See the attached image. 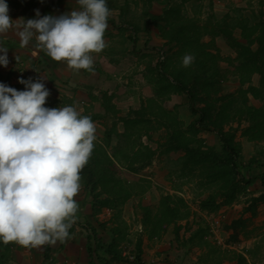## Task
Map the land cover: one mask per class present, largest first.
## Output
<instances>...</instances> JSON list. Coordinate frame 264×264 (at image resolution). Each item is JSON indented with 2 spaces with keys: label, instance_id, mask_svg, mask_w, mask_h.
Listing matches in <instances>:
<instances>
[{
  "label": "trees",
  "instance_id": "trees-1",
  "mask_svg": "<svg viewBox=\"0 0 264 264\" xmlns=\"http://www.w3.org/2000/svg\"><path fill=\"white\" fill-rule=\"evenodd\" d=\"M191 0H183V4ZM233 17L228 14L223 20L213 25L209 21L201 24L198 18H190L183 14V5L171 6L166 11L161 21H165V27H159L163 38L173 45V55L163 64H159L157 75L160 91H156L158 97H166L171 93H185L191 103V112L199 115L186 132L174 128V114L162 108L160 111L164 123H159V128H167L171 136L168 138L167 152L184 151L185 156L178 161L176 170L172 174L179 172V177L200 178L199 188L209 193L208 197L201 201L200 208L207 213H217L222 207L232 205L240 194L246 189L242 183L247 185L250 181H245L244 171L251 172L254 162L247 166L243 165L241 149L235 141V136L225 131V126L234 121L236 115L248 114L250 127L246 131V136L253 141H264V106L261 109L246 108L242 112L231 115L227 112V106L214 114L215 103L221 101L219 97L213 98L214 85L220 77L218 68V57L211 50L216 49V38H225L237 53L233 63L236 65V74L240 85H249L248 90L256 99L264 101V15L258 17L244 16L242 11L235 9ZM157 24V23H156ZM162 28V29H160ZM236 31H240V38L236 36ZM204 36H211L213 40L208 45L202 44ZM185 54L194 56V61L189 67L182 65V58ZM181 64L180 67L174 64V59ZM260 75L259 87L252 86V75ZM175 81L173 82L172 81ZM194 81V89L189 88V84ZM176 83V84H175ZM199 86V91L197 90ZM199 92V93H198ZM247 94V91H244ZM199 94L205 95L204 107L198 108L197 103ZM201 101V100H200ZM150 104L156 102L148 101ZM227 107V108H226ZM148 107L142 110L132 111L127 118L120 119L124 123L125 132L118 133L117 126L106 131L103 143H95L94 149L88 164L81 171V184H84L89 192H98L106 195L107 199L97 203L101 208H109L114 211L120 210L124 204L134 196L143 195L150 187L146 179H141L137 183L129 182L120 177L115 168L116 165L133 174H138L142 168L150 165L157 151L143 143V137L152 138L148 132L151 130L154 121L151 117L147 118ZM152 116V114H149ZM156 129V130H157ZM201 131L215 132L219 136L222 147L218 151L211 147H204L201 140H197V134ZM116 137V144L112 140ZM254 178V176H252ZM264 186V174L257 177ZM99 196V195H98ZM264 202V195L255 198L253 206ZM143 226L149 238L160 237L165 229L190 218V212L186 202L179 197L164 196L156 210L144 207ZM241 221H235L231 228L238 230ZM111 230L112 241L106 247L96 244L92 250V256L96 264H112V262H124L120 245L126 239L124 224ZM126 230V229H125ZM182 227L176 228L180 233ZM95 237L94 231H91ZM207 227L201 225L191 234L187 243L199 245L206 249L205 256L200 260L213 264V261L221 263L226 259V253L221 252L220 247L215 242L208 241L209 236ZM1 242V241H0ZM2 243V242H1ZM141 242L137 245V251L141 252ZM3 246V245H2ZM5 253L0 256V264H9V247L3 246ZM104 251L110 256V260L102 258L99 252ZM48 255V250H47ZM130 261L129 259H127ZM138 255L136 263L140 262ZM131 262V261H130ZM239 264L244 262L242 258Z\"/></svg>",
  "mask_w": 264,
  "mask_h": 264
},
{
  "label": "clouds",
  "instance_id": "clouds-1",
  "mask_svg": "<svg viewBox=\"0 0 264 264\" xmlns=\"http://www.w3.org/2000/svg\"><path fill=\"white\" fill-rule=\"evenodd\" d=\"M79 10L36 19L13 20L0 0V34L13 28L24 48L36 47L69 69L92 71L93 54L106 48L111 12L106 0H77ZM0 47V65L9 64ZM18 61V57H15ZM194 56L185 54L189 67ZM43 79H20L25 90L0 83V241L37 248L69 238L76 223L81 171L88 164L96 127L75 106L48 108Z\"/></svg>",
  "mask_w": 264,
  "mask_h": 264
},
{
  "label": "rangeland",
  "instance_id": "rangeland-1",
  "mask_svg": "<svg viewBox=\"0 0 264 264\" xmlns=\"http://www.w3.org/2000/svg\"><path fill=\"white\" fill-rule=\"evenodd\" d=\"M106 2L108 3V8H113L115 11L113 15H111L115 22L119 24L125 23L129 26L140 25L141 28L145 27L146 30H153L151 34H149V32L147 35L142 34L143 38L141 40H147L148 37L152 35V39L154 40L153 47L155 48L152 47V49H149L148 53L144 55L153 58V62L154 60L156 61L155 64L152 62L151 66H155V69L157 70L160 67L159 64H163L166 60L168 61L174 53L172 50L173 45L169 44L168 40L163 38L158 29L159 27H165V25H167L165 21H161L160 19L165 16L166 11L169 10L171 6L183 5L182 13L190 18H199L201 24L213 19L211 22L215 25L223 20L228 14L233 17L235 9L242 11L244 16L252 18L254 16L258 17L261 13L264 15V0H191L184 4L183 0H106ZM240 35V31H236V36L240 38ZM212 40L213 37L204 36L201 42L202 44L208 45ZM216 40L217 48L211 51L216 57H218L217 63L220 77L214 85V90L218 91V93L213 94L212 96L213 98L219 97L222 100L215 103L216 107L214 114H217L218 110L223 108V104L228 107H226L228 110L227 112L232 116L237 114L239 110L242 112L248 107L253 109L263 108L264 101L256 99L254 95L251 94L248 90L249 85L247 84L244 87L240 85L239 78L236 74V65L233 63L234 59L237 57L236 51L225 38L217 37ZM179 60L180 59L177 58L174 59V64L177 65L175 67H180L181 64H178L179 62L177 63ZM156 74H153L148 80L149 83H151V80L156 81V90L160 91L158 84L159 77ZM252 80V86L259 87L260 75H252ZM194 83L195 82L192 81L189 84V88L194 89ZM197 90H200L199 86ZM244 91H247L248 93L245 94ZM155 92L154 96L152 95V97L143 100L142 107L138 110L148 107L147 118L151 117L154 121L152 128H150L151 130L148 132L152 138L149 140L147 136H144L143 143L150 146L153 151H157V155L154 157L151 164L142 168L138 174L128 172L118 165L115 166L120 177L133 183H137L141 179H146L150 187L143 195L132 197L120 210L114 211L109 208H101V205L97 204L100 201L107 199L106 195H101L99 193L100 191L96 193L89 192V189H87L84 184H81L82 187L79 194L76 196V199H80L84 204L88 205L86 213L90 219L85 220L89 221L90 224L88 225H95L97 229L101 230L103 228L107 232H111L112 229L118 227L117 225L121 224L122 226L124 224L126 239L123 244L120 245V250L127 255V259L130 256L137 259V244L140 242L139 240L142 236L146 238L148 237V233L143 226V208L150 207L156 210L162 197L168 195L179 197L186 202L190 212V218L181 221L177 226L182 227V230L185 229L188 234L194 233L201 225L207 227L210 235L206 239L215 242L216 245L220 247L221 252L223 251L226 253V259L229 260L230 258H233V262L234 260L238 262L239 257L237 255L243 257L242 254H238V250L244 251L248 249L250 245L247 243L249 242L247 239H252L251 236L254 234H262L257 228L260 230H262L261 228H264L256 226L255 221L250 218L251 213L256 215L253 213L254 209L257 207V205H252L254 199L264 195V186L262 182L257 179L260 174H264V141H253L246 136V131L250 127V122L247 117L248 114L243 116L236 115L237 118L229 125L225 126V131L235 136V141L241 149L242 164L247 166L250 162H254V165L252 166L250 173L248 171L243 172L245 181H250V184L247 185L242 183L246 189L239 195L238 199L232 205L222 207L217 213H207L203 211L200 206L201 201L208 197L211 190L205 192L203 189L199 188L200 178L194 176L179 177V172H175V174L171 173L176 170L173 166H179L178 161L185 156V152H167L168 148L166 145L171 134L167 128L163 127L157 129L159 128V123L165 122L164 120H159L161 114L157 107L159 108L161 106L162 108L171 111L175 117V124L173 127L186 132V136H189L188 129L199 119V115H194L191 112V103L187 94L171 93L166 97H158V92ZM206 98L205 95L199 94V102L197 103L198 108L205 106L204 101ZM149 100H153V102L157 101V104L154 103L149 105ZM138 110L126 111L122 115L119 113L114 115L112 113L111 117H105L107 119H102L103 121L100 124L104 126V130L102 129V131H105L104 136L94 142L99 144L103 143L106 131L114 128V126H117L116 130L118 133H124V123L120 119L127 118L132 111ZM149 114H152V116H149ZM196 138L204 143L205 148L211 147L221 151L222 142L217 133L201 131L197 134ZM116 142L117 140L115 137V139L112 140V144L114 145ZM252 176H254V178H252ZM254 195H258V197H255ZM259 204H264V202H260L258 205ZM225 207L233 209V213L237 217L240 214L243 216L233 220L230 224V219L227 214L228 211H221ZM246 216L249 218H246ZM239 220L241 221V224L238 227V230L232 229L231 225ZM218 221L220 224H217ZM166 230L167 228L165 231ZM229 232H232L233 234H229ZM260 239V246L255 247L253 251H264V234ZM2 245L4 246L3 243ZM2 247L0 246L1 249ZM11 259L13 260V258ZM136 259L132 262L136 263ZM7 262L9 263V260ZM203 262V264H209L205 261Z\"/></svg>",
  "mask_w": 264,
  "mask_h": 264
},
{
  "label": "crops",
  "instance_id": "crops-1",
  "mask_svg": "<svg viewBox=\"0 0 264 264\" xmlns=\"http://www.w3.org/2000/svg\"><path fill=\"white\" fill-rule=\"evenodd\" d=\"M6 2L13 20L36 19L37 11L40 16H58L80 9L77 0H6ZM106 4L108 6L107 2ZM109 10L113 15L114 9ZM111 15L104 36L107 46L101 53L93 54L92 71L77 72L69 69L66 62L52 60L44 51L36 47L35 39L27 47L21 48L15 28L6 34H0V47L9 50L8 66L5 68L0 65V83L23 91L25 86L19 83L20 79H31L33 82L43 79L45 87L50 92L45 107L75 106L78 111L82 110L81 115L89 116L95 124L98 141L105 132L102 131L104 126L100 124L102 119L111 117L112 113L122 115L126 111L138 110L142 107L143 100L154 96V92L157 91L156 81L151 80L149 83L148 80L156 74L155 66H151L153 58L144 55L152 49L154 40L152 35L147 40H141L142 34L147 35L148 32L151 34L153 30H146L140 25L119 24ZM15 57L19 58L18 61ZM155 62L154 60L153 64ZM254 196L258 197V195ZM76 201L79 205L77 220L69 229V238L63 242L57 241L55 245L45 244L37 248H25L10 243L8 244L9 264H96L92 250L96 244L108 247L112 241V232H107L103 228L97 229L95 225H88L89 221L85 220L90 219L86 213L88 205L80 199ZM221 211H228L230 224L243 216L240 214L237 217L230 207H225ZM253 213L256 215L251 213L250 218L255 221L256 226L264 227V204H257ZM176 228L178 226H170L156 238L142 236L139 240L142 244L141 252H138L140 262H128L126 254L122 252L124 262H112V264H203L204 262L201 263L200 260L205 255L206 249L187 243L191 233L188 234L185 229L177 233ZM261 229L257 228L262 234H254L251 236L252 239H247L250 245L248 249L238 250V254H242L243 257L237 256L244 260L243 264H264V251H253L261 244L260 238L264 234V228ZM91 231H94L95 237L92 236ZM229 234L233 233L229 232ZM1 242L2 247L3 242ZM3 252L6 251L2 247L0 254L2 255ZM99 255L110 260V256L104 251L99 252ZM217 262L213 261V264ZM218 264H239V262L235 260L233 262V258H230Z\"/></svg>",
  "mask_w": 264,
  "mask_h": 264
},
{
  "label": "built area",
  "instance_id": "built-area-1",
  "mask_svg": "<svg viewBox=\"0 0 264 264\" xmlns=\"http://www.w3.org/2000/svg\"><path fill=\"white\" fill-rule=\"evenodd\" d=\"M217 224H220L219 223V221H218V223ZM127 256V255H126ZM130 261H133L134 262V260L136 259L135 257H133V256H130L129 258H128Z\"/></svg>",
  "mask_w": 264,
  "mask_h": 264
}]
</instances>
